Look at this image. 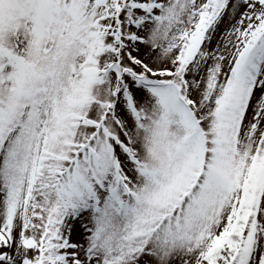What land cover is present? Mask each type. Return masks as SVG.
Here are the masks:
<instances>
[{
    "label": "snow or ice",
    "instance_id": "snow-or-ice-1",
    "mask_svg": "<svg viewBox=\"0 0 264 264\" xmlns=\"http://www.w3.org/2000/svg\"><path fill=\"white\" fill-rule=\"evenodd\" d=\"M0 264H264V0H0Z\"/></svg>",
    "mask_w": 264,
    "mask_h": 264
}]
</instances>
